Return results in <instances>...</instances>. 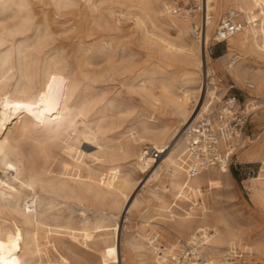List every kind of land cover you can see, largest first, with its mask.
Wrapping results in <instances>:
<instances>
[{"label":"bare ground","instance_id":"obj_1","mask_svg":"<svg viewBox=\"0 0 264 264\" xmlns=\"http://www.w3.org/2000/svg\"><path fill=\"white\" fill-rule=\"evenodd\" d=\"M52 1L57 10L77 2ZM111 3L132 14L135 25L157 45L162 62L194 65L200 69L201 81L189 80L177 90L163 84L162 100L147 93L155 101V108H165L169 118L154 124L142 120L140 129L133 134L125 131L116 136L114 119L107 120L106 113L97 109L100 93L83 84L86 79L102 81L115 71L99 76L65 71L67 61L49 51L50 59L39 64L35 58L45 53L51 38L49 28L40 32L30 0H5L3 10L11 13L0 24V43L5 30L33 31V37L14 49L0 50V264H68L60 256L61 251L76 255L82 245L92 244L110 250L111 243L121 263L120 239L114 237V229L107 221L129 216L146 199L154 202L160 217L155 226L163 223L171 240L168 253L178 248L174 238L185 237L190 243L201 238L211 245V255H202L203 264H220L216 252L243 239L240 227L234 226L216 206L220 189L228 185V164L223 162L220 167L192 176L185 166V130L208 112L215 100H220L208 50L212 31H217L228 7V11L239 13L244 25L227 41L232 58L225 68L237 80L250 78L254 86H264V73L240 62L264 56V0H197L201 7L195 11L200 12L199 19L195 12L175 14L170 0H100L96 8L104 5L112 15ZM122 11L112 29L122 31ZM202 11L207 14L203 23ZM5 64L17 67V71H4ZM129 64V60L121 61L123 68ZM251 106L252 102L248 109ZM171 120H178V125L173 127ZM83 144L95 150H85ZM149 148L158 149L161 157L148 156ZM261 153L264 141L259 147L238 153V158L248 155L255 159ZM130 158L134 160L132 173L110 170ZM262 163L260 173L243 182L251 181L252 196L264 208V160ZM136 173H147L149 180L143 186V197L137 195L129 208L130 194L144 182L134 177ZM205 184L212 194L210 207L204 206ZM175 196L177 202L193 204L188 216L172 214L169 207ZM201 208L202 215L195 218ZM77 222L81 223L79 227ZM130 244L144 257L143 264L172 262L165 250L160 257L154 256L140 234ZM253 246L244 249L253 250Z\"/></svg>","mask_w":264,"mask_h":264},{"label":"rangeland","instance_id":"obj_2","mask_svg":"<svg viewBox=\"0 0 264 264\" xmlns=\"http://www.w3.org/2000/svg\"><path fill=\"white\" fill-rule=\"evenodd\" d=\"M30 1L32 11L35 14L34 20L37 22L40 32L45 31V28L48 27L51 34V38L44 48L45 53H42L41 57L35 58L36 62L42 64L48 61L50 58L47 57V52L49 51L48 53L51 54L58 53L63 60L67 61L68 66L65 71H77L81 75L97 76L100 73H105V71H115L104 77L102 81L94 82L86 79L83 80V84L90 86L92 92L100 93L96 105L97 109L106 113L107 120L114 119L116 128L113 134L115 133L116 136L125 131H127L126 134H133L134 131L140 129L142 120L147 119L154 124L169 118V115L164 114L165 108H155V101L147 93H152L162 100L163 84H169L177 90L181 85L189 83V80L196 79L197 83L201 81L200 69L194 65L162 62L157 45L145 37L142 29L135 25L132 14L126 9H121L117 4L111 3V10L114 12L111 15L104 5L99 9L96 8L100 0H91L90 3L86 0H77L75 4L61 10L56 9L52 0ZM170 1L173 7L177 3L181 7H185L187 3L190 5L197 4V0ZM3 2L5 0H0V21L11 13L9 9L3 10ZM228 9L229 7L224 10V13H227ZM121 10H123L122 13L125 14V18L121 22L122 31H119L112 28L115 25V18L118 17ZM194 14H197V19H199L200 12ZM1 34L3 41L0 43V50L14 49L18 44L30 42L33 37V31L9 33L5 30ZM212 35L208 54L211 57L210 66L214 68L219 83L220 99L231 93L244 97L245 93L239 87L244 86L246 82H254L250 78L237 80L226 70L225 66L231 62L232 54L227 43L218 44L214 41L215 31H212ZM124 60H129V67L123 68L121 66V61ZM240 62L264 73V56L262 58H247L245 61L241 59ZM4 71H17V67L10 68L5 64ZM233 83L237 85V88L229 89ZM255 86L252 93L259 95V102L253 103L254 98L249 100L247 95L246 103L252 102V105L258 107L250 112L245 129V146L237 150L229 166L231 173L228 185L220 189L221 195L219 203L216 205L217 208L225 212V215L227 214L226 216L234 226L240 227L244 236H242L241 241H232L222 247L220 252H216L220 255L218 257L220 264H264V208L252 196L251 181L243 182L260 173L264 153L251 161L238 158V153L252 146L259 147L264 141V86L258 84ZM218 101L215 100L211 109L216 107ZM171 121L173 127L178 125V120ZM14 123L15 120L10 126L13 127ZM82 148L90 151L95 150L87 144H83ZM133 163L134 160L130 158L109 168L117 171L116 173L123 171L132 173ZM233 169L237 177L233 174ZM166 172L167 169L165 168L164 173ZM134 177L137 180H144V182L130 194L128 207L133 204L137 195L140 198L143 197L141 195L143 186L149 180L147 173L146 175L136 173ZM203 188L206 190L204 206L210 207L212 197L210 187L205 184ZM248 188L249 190H247ZM159 190L162 191L161 187ZM168 195L170 196V193ZM176 199L175 196L169 207L172 214L188 216L193 204L186 200L180 203ZM154 207V202H147L146 199L129 216L126 214L124 217L120 216L118 220L112 218L107 221V224L111 225L110 228L114 229V237L120 239L122 264L144 263L142 261L144 257L139 253L137 254V251L130 244L132 238L138 234L143 237L145 244L153 249L154 256L160 257L165 250L169 257L167 248L170 247L171 240L164 231L163 223L155 226L160 221V217L155 213ZM202 210L203 208L195 213V218L202 215ZM78 211L76 212L77 218H80V211ZM170 215L167 213L169 218ZM117 222L119 225L116 224ZM80 224L77 222V227ZM153 236H158L157 243L151 242ZM174 240L178 243L179 249H182L183 245L189 242L185 237H182L181 240L174 238ZM200 244L199 249H202V253L207 256L211 255L208 250L211 245L205 241ZM94 245H82V248L77 250L76 255L64 250L60 252V256L64 257L68 264H121L113 252L115 244L111 243L112 248L110 250ZM155 245H159L161 250H155L153 247ZM248 245H254L253 250L244 249V246Z\"/></svg>","mask_w":264,"mask_h":264},{"label":"built area","instance_id":"obj_3","mask_svg":"<svg viewBox=\"0 0 264 264\" xmlns=\"http://www.w3.org/2000/svg\"><path fill=\"white\" fill-rule=\"evenodd\" d=\"M200 8L197 4L190 5V3H187L185 7H181L177 3L174 7V13L189 12L192 14L196 10H200ZM201 18L202 23L203 20H207V14L204 15L203 11ZM243 25L236 10L228 11L215 32L214 41L218 44L227 43L229 38L241 31ZM201 26H199L200 30L202 29ZM231 88H237V85L233 83L229 89ZM239 88L245 93L244 97L232 93L224 95L216 103L215 108L205 112L186 128L185 166L192 176L213 167H220L223 162L230 166L237 150L245 146V129L249 121L250 112L257 108V106L252 105L255 108L251 107V111H249L246 97L248 95L254 98V103L260 97L252 94L255 89L253 83L246 82L244 86ZM147 152V155L153 159L161 157L158 149L149 148ZM151 242L157 243L158 236H153ZM201 242L202 240H195L193 243L187 242L182 249L177 248L172 253L170 252L169 258H171L172 262L169 264H203L204 254L199 249ZM153 247L157 251L161 250L159 245Z\"/></svg>","mask_w":264,"mask_h":264},{"label":"crops","instance_id":"obj_4","mask_svg":"<svg viewBox=\"0 0 264 264\" xmlns=\"http://www.w3.org/2000/svg\"><path fill=\"white\" fill-rule=\"evenodd\" d=\"M241 159H245V160H253L254 158L248 156V155H244Z\"/></svg>","mask_w":264,"mask_h":264},{"label":"water","instance_id":"obj_5","mask_svg":"<svg viewBox=\"0 0 264 264\" xmlns=\"http://www.w3.org/2000/svg\"><path fill=\"white\" fill-rule=\"evenodd\" d=\"M232 172H233V174L237 177V174H236V172H235V170L233 169L232 170Z\"/></svg>","mask_w":264,"mask_h":264}]
</instances>
